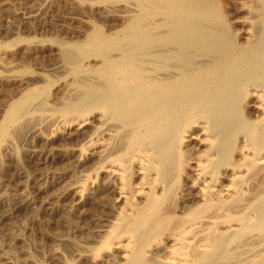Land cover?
<instances>
[{"label": "bare ground", "instance_id": "bare-ground-1", "mask_svg": "<svg viewBox=\"0 0 264 264\" xmlns=\"http://www.w3.org/2000/svg\"><path fill=\"white\" fill-rule=\"evenodd\" d=\"M139 3L144 6L142 10L146 13L140 18L136 16L137 19L132 20V24L121 31V35H115L116 38L110 42L106 38L108 43L104 42V46L102 42L91 41L92 52L95 50V54H99L97 57H102L104 61L101 68L96 67L100 78L87 80L88 83L84 82L83 88H73L71 85V91L68 92L70 94H66L69 98L64 96L59 102L53 101L56 107L53 106L50 114L46 113L44 117L35 115L41 121H50L48 131L50 130L51 135L57 137L63 132L59 144L56 143L57 145L52 146V152L49 151L51 156L58 155V159L63 161L68 156L73 159L77 154H86L82 162H76L75 167L80 177L77 181L73 180L75 183L72 181V194L80 195V198L75 199L79 202L80 211L86 212L88 209L89 196H83L86 188L90 189L89 194H110L114 197V212L102 220L100 217L94 231L100 238L109 237L110 241L112 239L120 243L119 251L124 254L121 255L124 257L123 261H128L126 264H140L147 240L152 234H156L155 231L158 234L161 229L166 230L172 218L181 220V223L173 232L170 225L172 233L169 231L164 240L175 247V253L182 252L191 245H197L198 248L199 244L213 236H209L213 227L223 226L227 221L225 219L228 213L224 212L226 208L223 214L220 213L221 216L211 214L216 205L215 189L219 175L223 176L225 184L243 173L248 175L249 180L256 176L255 169L264 170V0H258L257 8L248 4L250 8L248 7L247 13L251 18H247L246 23L252 26L257 20L259 26L255 29L259 30L258 34L255 32L256 35H244L248 37V45L246 48L240 47L242 50L236 48L232 40L228 42L225 38L228 34L221 28L224 20L221 21L216 0H176L173 3L178 9L173 8L170 0H140ZM158 7L164 10L160 8L162 12L157 16L158 21L152 23L154 12L150 13L148 8L154 10ZM154 18L156 20V16ZM164 25L170 27L173 34L149 35L151 31L155 34L157 27L161 31ZM170 28L168 30L171 31ZM98 62L95 58L91 60L95 65H99ZM57 96L61 98L62 95L59 93L56 98ZM247 96L250 101L246 106L254 114L251 121L243 120L244 114L241 115V101ZM33 100L34 95H30L17 103L14 106L15 114L6 121L8 125L19 114L16 111L19 110L18 107L23 106L24 110V105ZM29 109L24 112L25 117L30 112L34 113ZM245 110L244 108L243 111ZM29 118L32 119L30 116ZM4 129L8 130L7 127ZM2 131L4 130L1 129ZM235 139L240 140L242 147L238 151L239 160L232 163L230 145ZM183 143L186 153H189L185 161V155L181 153ZM46 159L48 161L49 156ZM72 168L74 170V165ZM181 178L185 188L179 189ZM260 179L263 181L264 178ZM257 181L254 182L258 183ZM242 189H247L246 183ZM223 190L228 198L237 195L228 183ZM260 191V194L257 191L256 198L264 199V190ZM174 201L177 208L175 206L176 209H171ZM260 203L263 204L257 205V221L248 217L241 227H254L259 232L264 231V201ZM250 206V203L243 204L239 211H245ZM254 207L257 208L256 205ZM87 216L83 217L84 221L90 219ZM87 239L86 237V241L89 240ZM224 242L223 240L221 243ZM192 248L194 250L196 247ZM196 254L193 253V258L200 257V254ZM220 254L217 250L213 251L210 264H217ZM78 255L81 258L83 256ZM183 255L184 258L186 255ZM250 256L252 258L253 255ZM192 262L195 263L194 260Z\"/></svg>", "mask_w": 264, "mask_h": 264}, {"label": "rangeland", "instance_id": "rangeland-1", "mask_svg": "<svg viewBox=\"0 0 264 264\" xmlns=\"http://www.w3.org/2000/svg\"><path fill=\"white\" fill-rule=\"evenodd\" d=\"M139 1L0 0V134L2 133V135H0V140H2L0 141V264H5L6 262V264L128 263L127 260L123 261L124 257L121 255L124 256V254L121 250L119 251V242L112 239L110 241L109 237L100 238L96 236L94 231L96 225H98L97 221L100 219L102 220L105 216L114 212V197L110 194L99 195L92 192L89 194L90 189L86 188L83 196H89L88 209L86 212L80 211L79 202L75 200L80 198V195L72 194V186L78 180V177H80L78 169L75 167L76 162H82L84 158H86V154H77V158L75 157L73 159L68 156L65 158L66 160L64 159L66 163L64 160L62 161L61 158L58 159V155L51 156L52 146L59 144L58 142L62 138L63 132L59 133L60 135L57 137L51 135L50 130L48 131L50 121L46 123V121H41L39 117L35 115L44 117L46 113L50 114L54 107H56L53 101L55 103L59 102L66 94L69 95L70 93L68 92L71 91L72 87L83 88V84H87L88 81H90L89 79L100 78V73L96 67L102 66L101 63H104V61L102 57V59L99 58V56L97 57L99 54H95L96 52H94V49L92 52L91 41L92 43L95 41L98 43L102 42V46H104V42L108 43L116 38L115 35H121V33H123L121 31L129 27L133 22L132 20L137 19L136 16L140 18L139 16L146 13V11L142 10L144 6H141ZM170 1L172 2L173 8L178 9V6L174 4L176 0ZM257 2L258 0H244V2L243 0H216V5H218L217 10L222 19L220 20H224L221 28L223 27L222 30H225L228 34L225 35V38L228 39V42L232 40L233 45L238 49L240 47L246 48L248 45L246 43L248 42V37L244 35L258 34L259 29L256 30L258 28L257 26H259L257 20H255L254 25H252L253 27L248 26L246 23L247 18H251V15L247 13V9L250 8L249 5L252 8H257ZM160 8L161 7H158L154 10L148 8L149 12H154L152 23L158 21L159 17L157 16L161 14V9H163ZM155 16L156 20L154 18ZM165 27H167V29ZM255 27L257 28L255 29ZM169 28L170 27L164 25L160 31L157 27L156 32H158L152 34L154 32L151 31L149 35L153 36L160 33H163L164 36L165 34L166 36L171 35L173 31L171 28V31L168 30ZM255 32L257 33L255 34ZM106 38H109L108 42ZM239 50L242 49L240 48ZM71 54L74 57L72 59ZM94 58L97 59V62H100H98L99 65L91 63V60ZM93 68L95 70H92ZM59 93L62 95L61 98H59L60 96L56 98V95ZM30 95H34V100L24 105V110L23 106L18 107L19 110H16L19 112L16 116L18 118L21 116L22 118L16 121L18 120L16 117L15 121H13V119L8 125L6 121L11 115L15 114L14 109L16 107L14 106L30 97ZM66 98L69 97L66 96ZM243 100L244 102L242 103ZM243 100L241 101V115L242 113L244 114L242 116L243 120L251 121L254 114H252L247 107L250 98L247 96ZM243 107L246 109V112L243 111ZM28 108H30V111H34V113L30 112V114H28L32 119H30L28 115H26L27 118L24 116L26 114H24V112H27ZM36 110L40 111L37 112ZM246 114H248L249 117ZM31 125H33V127ZM3 127H7L8 130ZM1 129L4 131L1 132ZM44 132L46 135H44ZM182 147L181 153L186 156H183V160L185 161L189 153H186L184 143ZM241 147L242 144L239 139H235L233 143H231L230 149L232 153L230 162L234 163L237 162L236 160H239L238 151ZM47 148H50V150ZM46 156H49L48 161ZM72 164L74 165V170ZM257 170L259 173H257ZM257 170H254L256 176L249 180L248 175L243 173L237 176V179L232 180V182H226L225 184L222 181L223 176L219 175L215 189L216 198L214 202L216 205L213 210H211V214L214 216H221L220 213L223 214L226 212L228 216L223 226L213 227L209 232V236L213 235L211 237H215L213 239H211V237H209L210 239L208 238L210 243L212 242L213 244H210L209 241L206 240L202 244H199L198 248L197 245L186 247L182 250L186 255L184 258L182 252L175 253V247H172V244L164 240V236L166 237V234H169V229L173 228V232L181 223V220L172 218L169 225L166 226V230L161 229L158 231L160 232L158 234L155 231L154 233L156 234H152L154 239L152 235L150 236L151 238L148 240H150V242L152 241V244L147 240L145 245L148 247L144 245L145 249L142 248L141 258L143 257V261L140 260L139 263L142 264L145 261L143 264H204L206 261L205 264H210V258L213 260L212 252L217 250L218 253H221L218 261H216L217 264H220L218 262L222 264H264V231L259 232L260 230L254 227H241L243 226L244 220L246 218L248 219V217L257 221V205H262L263 203L260 202L264 201V199L256 198L260 189L264 190L262 189L264 188V179L263 181L260 179L262 177L264 178V170ZM49 175L51 178H49ZM254 179L258 180V183H255ZM72 181L74 183H72ZM238 181H240L239 184ZM227 183L237 193V195L235 194L232 198H228L224 194V185L226 186ZM244 183L247 184L246 190L242 189ZM254 183L256 185H254ZM178 184L179 189L185 188L182 178L179 180ZM32 190L36 192L37 196ZM254 191L258 192L255 193ZM38 193H40V195ZM244 194L247 196H243ZM253 196H255L256 199ZM243 197L246 198L244 199ZM242 199L244 200L243 202H246L243 203L241 201ZM248 199L250 201L247 202ZM254 199L257 201L255 202ZM236 200L237 202H235ZM246 203H250V208L242 212L239 211L241 210V205ZM235 204H237V206ZM110 205L112 208H110ZM255 205L257 207L256 209L254 207ZM175 206L177 208V203L174 201L171 205V209H176ZM232 206H234V208ZM235 206L240 207L236 208ZM99 207L100 209H98ZM214 209H216V211ZM86 214L90 219L88 218L89 220L84 221L83 217ZM175 221L176 224H173ZM229 221L232 222L230 223ZM177 222L179 223L177 224ZM170 225H172V228ZM161 231H163L162 234ZM172 232L170 231V233ZM156 235L160 237V239H158ZM94 236H96L95 240ZM86 237L89 239H87L88 241H86ZM90 237L93 238L91 239ZM223 240L226 243H221ZM89 241H91L90 244ZM98 241L99 244L97 243ZM93 242L96 243L94 244ZM222 245H224V247ZM192 247L196 248L192 250ZM200 247L202 249H200ZM222 250L227 252H223ZM189 251H191L192 254ZM192 251H194L195 254L197 252L196 255L200 254V257L195 256V258H193L194 252ZM6 254L11 255L10 257L13 260L10 257L7 258L9 255ZM78 254L83 255L82 258ZM117 254H120V256ZM250 255H253L252 258ZM190 256L195 263L191 261ZM197 257L199 259L196 261ZM207 257L209 259H207ZM171 258H174L176 261Z\"/></svg>", "mask_w": 264, "mask_h": 264}]
</instances>
